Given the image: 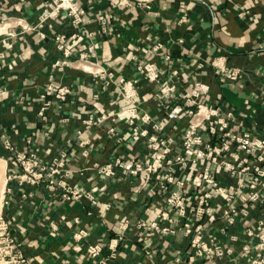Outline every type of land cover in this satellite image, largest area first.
Wrapping results in <instances>:
<instances>
[{
    "label": "crops",
    "instance_id": "0c3cea01",
    "mask_svg": "<svg viewBox=\"0 0 264 264\" xmlns=\"http://www.w3.org/2000/svg\"><path fill=\"white\" fill-rule=\"evenodd\" d=\"M74 2L87 22L74 25L62 12L40 19L54 0H0V89L5 93L0 160L6 170L27 139L43 165L64 156L56 177L60 184L24 185V197L10 184L12 191L4 195L0 217L26 264H247L257 251L243 255L245 240L239 235L264 219V203L226 234L217 232L218 223L204 228L231 252L215 260L189 259L191 235L184 236L181 228L171 226V233L161 230L166 222L158 229L139 225L149 224L159 211L161 194L153 183L124 175L120 167L109 177L98 170L116 158L147 154L139 134L152 133L151 123L139 117L148 115L152 122L163 115L152 95L169 79L182 91L193 82L206 83L204 104L231 110L232 130L264 137V0ZM57 34L65 36L68 59L56 47ZM81 53L85 60H78ZM145 63L154 66L156 82L141 75ZM231 72L233 80L226 78ZM120 79L132 81L137 90L133 123L130 105L121 100ZM48 84L67 92L57 99L46 91ZM184 126L178 121L176 131ZM62 184L80 197L65 194ZM95 243L101 250L91 258L86 247Z\"/></svg>",
    "mask_w": 264,
    "mask_h": 264
},
{
    "label": "built area",
    "instance_id": "2783aa9c",
    "mask_svg": "<svg viewBox=\"0 0 264 264\" xmlns=\"http://www.w3.org/2000/svg\"><path fill=\"white\" fill-rule=\"evenodd\" d=\"M54 2L53 9L43 10L40 19L45 20L54 12H62L74 25L88 21L85 11L75 5L74 0ZM53 39L57 49L68 59L71 50L66 46L65 36L57 34ZM85 59V54H79L78 60ZM212 65L224 72L218 62ZM140 72L148 82H156V70L152 64H143ZM176 75L174 71L173 76ZM234 76L235 73L231 72L226 78L233 80ZM120 83L121 100L130 105L128 112L130 123H133L137 117L132 114L135 112L137 90L130 80L120 79ZM46 91L57 99L63 98L67 92L53 84H48ZM208 91L209 86L204 82H193L183 91L171 79L159 84L152 98L162 108L163 115L152 122L148 115L141 114L139 117L151 123L152 133L143 130L139 134L143 145L148 148L147 154L142 159L116 158L113 163L99 168L98 174L113 176L112 168L120 167L124 175L139 177L146 184L153 183L161 194L159 211L149 224L140 222L139 225L158 229L159 222H166L168 226L161 230L171 233V226H177L184 236L191 235L189 259L215 260L231 252V249L218 244L216 237L204 232V228L218 223L217 232L226 234L229 227L246 220L257 205L264 203V137L244 130H232L231 110L219 103L206 105L202 102L203 95ZM3 94L0 89V96ZM41 98L44 96L41 95ZM180 120L185 121V126L177 132L176 123ZM167 128L171 133L166 134ZM25 143L26 147L14 152L9 160L3 189L9 193L12 191L10 184L16 185L23 197L24 185L36 187L44 181L49 187L60 184L56 177L60 174L64 158L60 154L52 159L49 166L43 165L31 140L27 139ZM2 144L6 150H13L7 140ZM62 186L65 194L80 197L81 193L74 188ZM239 236L245 240L241 241L243 255L252 249L257 251L247 264H264V219L255 220ZM240 237L230 238L238 242ZM253 240L257 242L251 246ZM100 250V244H90L86 247V255L96 258ZM0 264H26L15 238L10 234L8 222L1 217Z\"/></svg>",
    "mask_w": 264,
    "mask_h": 264
},
{
    "label": "rangeland",
    "instance_id": "374dc122",
    "mask_svg": "<svg viewBox=\"0 0 264 264\" xmlns=\"http://www.w3.org/2000/svg\"><path fill=\"white\" fill-rule=\"evenodd\" d=\"M8 168V167H7ZM7 169L5 170L4 162L0 160V214H1V206L5 204V192H4V185H5V177L7 175Z\"/></svg>",
    "mask_w": 264,
    "mask_h": 264
}]
</instances>
